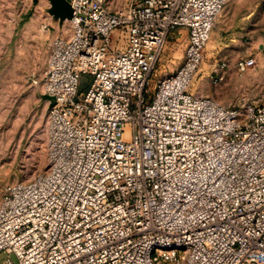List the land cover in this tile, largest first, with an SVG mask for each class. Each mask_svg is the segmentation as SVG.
Masks as SVG:
<instances>
[{"label":"built area","instance_id":"obj_1","mask_svg":"<svg viewBox=\"0 0 264 264\" xmlns=\"http://www.w3.org/2000/svg\"><path fill=\"white\" fill-rule=\"evenodd\" d=\"M228 1L68 0L73 32L51 43L44 79L50 167L0 201V255L18 259L0 264H264V100L189 90ZM178 29L183 64L149 99Z\"/></svg>","mask_w":264,"mask_h":264},{"label":"rangeland","instance_id":"obj_2","mask_svg":"<svg viewBox=\"0 0 264 264\" xmlns=\"http://www.w3.org/2000/svg\"><path fill=\"white\" fill-rule=\"evenodd\" d=\"M136 2L106 0L112 12ZM50 8L49 0H0V201L8 186L32 181L50 167L48 102L42 99L45 73L51 43L73 32L72 23H60ZM188 37L187 30L178 29L167 40L147 88L149 99L159 82L183 64ZM248 57L255 58L256 65L237 70L236 62ZM79 85L85 91L88 78L81 77ZM189 90L228 108L264 100V0L227 2ZM10 260L18 262L15 254L0 255L2 263Z\"/></svg>","mask_w":264,"mask_h":264},{"label":"water","instance_id":"obj_3","mask_svg":"<svg viewBox=\"0 0 264 264\" xmlns=\"http://www.w3.org/2000/svg\"><path fill=\"white\" fill-rule=\"evenodd\" d=\"M51 8L50 14L59 20L60 23L71 21L73 18V9L68 0H49ZM42 99L49 103V109L55 105V99L47 94L42 95Z\"/></svg>","mask_w":264,"mask_h":264},{"label":"crops","instance_id":"obj_4","mask_svg":"<svg viewBox=\"0 0 264 264\" xmlns=\"http://www.w3.org/2000/svg\"><path fill=\"white\" fill-rule=\"evenodd\" d=\"M176 31H174L173 33H175ZM173 33H171V35L173 34Z\"/></svg>","mask_w":264,"mask_h":264},{"label":"bare ground","instance_id":"obj_5","mask_svg":"<svg viewBox=\"0 0 264 264\" xmlns=\"http://www.w3.org/2000/svg\"><path fill=\"white\" fill-rule=\"evenodd\" d=\"M71 22V21H70Z\"/></svg>","mask_w":264,"mask_h":264}]
</instances>
